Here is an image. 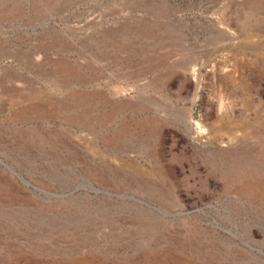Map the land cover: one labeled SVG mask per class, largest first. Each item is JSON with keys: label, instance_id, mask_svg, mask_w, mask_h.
Wrapping results in <instances>:
<instances>
[{"label": "rangeland", "instance_id": "rangeland-1", "mask_svg": "<svg viewBox=\"0 0 264 264\" xmlns=\"http://www.w3.org/2000/svg\"><path fill=\"white\" fill-rule=\"evenodd\" d=\"M0 264H264V0H0Z\"/></svg>", "mask_w": 264, "mask_h": 264}]
</instances>
